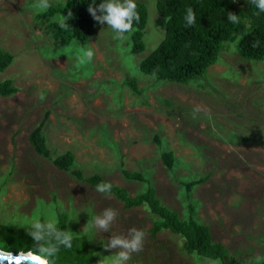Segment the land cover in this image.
Wrapping results in <instances>:
<instances>
[{
	"label": "rangeland",
	"instance_id": "rangeland-1",
	"mask_svg": "<svg viewBox=\"0 0 264 264\" xmlns=\"http://www.w3.org/2000/svg\"><path fill=\"white\" fill-rule=\"evenodd\" d=\"M42 2L0 0V47L13 55L0 81L12 79L18 87L0 96V224L9 228L0 231V247L25 248L32 221L63 219L73 237L94 249L104 264L118 250H105L100 241L131 228L145 236L128 264H221L186 253L181 236L168 229L152 237L156 217L146 206L125 208L113 194L96 191L37 154L28 135L48 112L43 133L52 156L70 150L73 168L84 176L99 173L131 196L152 186L161 203L181 218L192 215L206 224L212 241L223 244L232 259L260 264L264 59H243L235 41H224L216 62L201 76L186 83L154 80L138 63L164 35L165 18L155 0H135L147 9L144 49L138 53L130 51L129 33L117 38L103 23L84 46L71 41L54 48L45 20L37 18L45 10ZM88 49L90 60L84 54ZM131 78L137 91L128 84ZM165 150L173 153L171 168L161 160ZM121 166L145 180L127 179ZM202 177L186 190L185 182ZM105 208L117 212L109 232L97 231L88 240V222Z\"/></svg>",
	"mask_w": 264,
	"mask_h": 264
},
{
	"label": "trees",
	"instance_id": "trees-1",
	"mask_svg": "<svg viewBox=\"0 0 264 264\" xmlns=\"http://www.w3.org/2000/svg\"><path fill=\"white\" fill-rule=\"evenodd\" d=\"M91 0H65L63 3L49 4L47 9L37 13V18L46 22L45 29L52 38L54 48L68 45L75 41L84 46L94 34L99 23L94 21L87 12V5ZM99 3L100 0H93ZM138 21L133 22L129 32L131 44L130 51L138 53L143 51V30L147 19V9L142 2H136ZM157 11L165 18L163 38L138 63L139 69L151 76L154 80H168L186 83L199 77L207 68L216 62L218 53L224 41H235L238 55L246 60L264 59V13L257 14L251 0H155ZM191 8L195 14V23L185 25L186 9ZM71 17L66 21V27H60L57 20H49L55 13ZM236 14V22H231L227 13ZM13 55L0 47V71L6 69L12 62ZM128 84L132 90L137 91L135 79L131 78ZM18 91L12 79L0 81V96H10ZM48 112L32 128L28 141L34 151L49 159L56 168L70 172L75 178L87 182L96 189L97 184L109 183L113 194L122 201L125 208L146 206L155 220L150 227L151 236L154 237L162 229H168L182 238V249L188 253H195L210 259H219L221 264H245L244 260L232 259L225 246L211 239L209 227L198 219L189 215L181 218L177 211L161 203L152 186L140 193L130 195L119 185L108 181L99 173L84 176L80 169L73 168L75 156L67 150L52 156L43 133ZM159 142V140H156ZM163 164L171 168L174 156L171 150L161 153ZM121 172L127 179L144 181L140 172L130 171L121 166ZM198 178L184 183L187 191L204 181ZM55 227L66 230L65 220L59 219ZM8 227L0 224V231H7ZM30 241L25 248L0 247L4 250L18 252L34 247L35 242ZM94 249L87 247L85 242L73 237L72 247L60 248L55 258V264H97L93 255ZM264 264V260L260 263Z\"/></svg>",
	"mask_w": 264,
	"mask_h": 264
},
{
	"label": "clouds",
	"instance_id": "clouds-1",
	"mask_svg": "<svg viewBox=\"0 0 264 264\" xmlns=\"http://www.w3.org/2000/svg\"><path fill=\"white\" fill-rule=\"evenodd\" d=\"M251 3L257 10V14L264 13V0H251ZM48 6L47 0H43L41 7L47 9ZM136 8L135 0H100L99 3L91 0L87 5V12L94 21L106 24L115 36L120 38L132 30L134 21L139 20ZM70 17V12L66 15L60 13L57 18L59 26L66 27L68 25L66 21ZM226 19L236 22L237 17L236 14L229 12ZM184 20L186 26L195 23L196 17L191 8L186 9ZM84 54L89 60L93 55L90 49L86 50ZM199 111L198 106L193 108L192 116L194 119ZM110 190L111 184L109 183L96 185V191L100 193H108ZM116 216L117 212L113 208H105L99 214L92 216L87 224L88 230L92 234L88 240H92L97 231L100 233L109 232ZM26 232L35 242L34 247L18 251L15 255L9 250L0 248V264H55V258L60 248L68 249L72 247L74 233L67 229L58 230L53 220L42 222L37 219L32 221ZM144 236L143 230L131 228L126 235L111 234L107 243H104V240L100 243L105 250H118L111 256L110 264H128L131 255L142 250ZM97 264H104V261L100 259Z\"/></svg>",
	"mask_w": 264,
	"mask_h": 264
},
{
	"label": "water",
	"instance_id": "water-1",
	"mask_svg": "<svg viewBox=\"0 0 264 264\" xmlns=\"http://www.w3.org/2000/svg\"><path fill=\"white\" fill-rule=\"evenodd\" d=\"M12 253H13V255H15L16 254V252H14V251H11Z\"/></svg>",
	"mask_w": 264,
	"mask_h": 264
}]
</instances>
